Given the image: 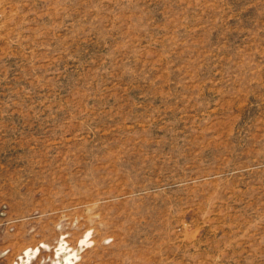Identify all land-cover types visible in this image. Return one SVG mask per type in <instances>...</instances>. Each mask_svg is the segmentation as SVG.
<instances>
[{"label":"rangeland","instance_id":"rangeland-1","mask_svg":"<svg viewBox=\"0 0 264 264\" xmlns=\"http://www.w3.org/2000/svg\"><path fill=\"white\" fill-rule=\"evenodd\" d=\"M253 96L264 0H0V264H264Z\"/></svg>","mask_w":264,"mask_h":264},{"label":"bare ground","instance_id":"bare-ground-1","mask_svg":"<svg viewBox=\"0 0 264 264\" xmlns=\"http://www.w3.org/2000/svg\"><path fill=\"white\" fill-rule=\"evenodd\" d=\"M241 95L243 96L240 99L241 106L239 108V111L241 112V114L237 117V118H239V121L244 120V119L242 120L243 113L246 109L249 108V106L246 107V105L250 104V99L252 98V97L249 98V95H250L249 91H246L245 93H241ZM241 95L239 94V96H241ZM253 97L255 99L258 98L255 96H253ZM257 100L259 102H261L262 104L264 103L263 99L258 98ZM236 121H237V119H236ZM89 241H90V237H89V231H88L85 234V236L79 240V246H85V247L87 246L88 247V246L92 245L93 242L90 243ZM38 249H39L38 247L25 249L22 253L23 255L20 257V260L17 261L15 264H25L28 260L32 259L38 253ZM56 249L61 250V251L55 252V257L53 258V261L55 264H73L76 261V255L78 253L77 250L76 249H68L63 241L60 243L59 247H57Z\"/></svg>","mask_w":264,"mask_h":264},{"label":"crops","instance_id":"crops-1","mask_svg":"<svg viewBox=\"0 0 264 264\" xmlns=\"http://www.w3.org/2000/svg\"><path fill=\"white\" fill-rule=\"evenodd\" d=\"M27 248H35V247H26V248L23 249V251H24L25 249H27ZM23 251H22V253H23Z\"/></svg>","mask_w":264,"mask_h":264}]
</instances>
